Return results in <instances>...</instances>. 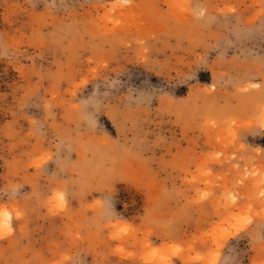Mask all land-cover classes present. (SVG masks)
<instances>
[{
    "label": "rangeland",
    "instance_id": "374dc122",
    "mask_svg": "<svg viewBox=\"0 0 264 264\" xmlns=\"http://www.w3.org/2000/svg\"><path fill=\"white\" fill-rule=\"evenodd\" d=\"M0 264H264V0H0Z\"/></svg>",
    "mask_w": 264,
    "mask_h": 264
},
{
    "label": "bare ground",
    "instance_id": "6f19581e",
    "mask_svg": "<svg viewBox=\"0 0 264 264\" xmlns=\"http://www.w3.org/2000/svg\"><path fill=\"white\" fill-rule=\"evenodd\" d=\"M236 227H237V225H236ZM242 227H244V225H243ZM232 236H233V235H232Z\"/></svg>",
    "mask_w": 264,
    "mask_h": 264
}]
</instances>
